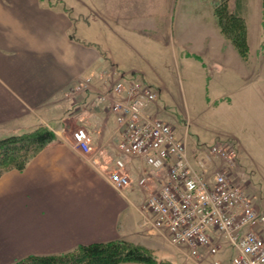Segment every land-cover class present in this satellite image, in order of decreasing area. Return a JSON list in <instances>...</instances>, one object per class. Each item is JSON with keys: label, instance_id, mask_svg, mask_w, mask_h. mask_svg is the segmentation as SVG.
I'll return each mask as SVG.
<instances>
[{"label": "crops", "instance_id": "crops-1", "mask_svg": "<svg viewBox=\"0 0 264 264\" xmlns=\"http://www.w3.org/2000/svg\"><path fill=\"white\" fill-rule=\"evenodd\" d=\"M55 2L0 0V139L37 126L55 135L23 170L0 176V264L117 239L156 250L143 242L156 236L141 227L139 207L166 172L153 175L147 188L138 186L148 168L141 158L118 153L121 130L98 93L110 80L128 83L143 76L134 62L141 52L164 47L174 53L179 32L173 3L105 0L102 7L82 3L85 14ZM241 5L237 12L244 19ZM86 78L88 88L72 94ZM146 112L161 117L157 109ZM68 123L85 129L93 147L124 161L129 183L122 191L73 148L63 133ZM209 258L203 256L201 262Z\"/></svg>", "mask_w": 264, "mask_h": 264}, {"label": "rangeland", "instance_id": "rangeland-1", "mask_svg": "<svg viewBox=\"0 0 264 264\" xmlns=\"http://www.w3.org/2000/svg\"><path fill=\"white\" fill-rule=\"evenodd\" d=\"M55 1L59 8L67 3L88 14L82 3L102 7L105 0ZM165 1L168 0H162V6ZM240 1L246 26L244 53L220 32L213 13L214 6L220 3L229 12L238 10ZM170 3L176 18L174 27L179 32L177 47L174 53L164 47L150 54L141 52L142 58H135L134 62L143 76L137 74L132 80L156 94V106L149 107L161 111L159 119L178 127L173 126L175 135L185 137L182 140L187 152H193L195 160L197 155L209 166L208 173L226 166L209 154L213 145L234 150L236 155L229 166L228 178L264 213V0H171ZM78 128L82 127L68 123L63 133L72 139ZM143 242L156 248L149 249L158 260L156 264H213L214 260L229 264L234 254L221 240V249L202 263L184 256L183 250L169 245L161 236L145 237Z\"/></svg>", "mask_w": 264, "mask_h": 264}, {"label": "built area", "instance_id": "built-area-1", "mask_svg": "<svg viewBox=\"0 0 264 264\" xmlns=\"http://www.w3.org/2000/svg\"><path fill=\"white\" fill-rule=\"evenodd\" d=\"M89 85L86 78L74 91ZM155 100L149 87L135 81L117 80L98 93V101L114 114L121 130L116 150L123 156L141 158L148 168L138 178V186L147 188L153 175L166 172L139 207L141 227L147 234L165 238L193 261L213 257L224 240L234 251L229 264H264V214L228 178L234 150L213 145L209 154L226 166L211 173L197 156L192 163L185 141L176 137L168 123L146 112ZM72 146L114 189L120 192L128 185L124 161L103 147H93L86 130L78 128L72 133ZM213 264L220 262L214 260Z\"/></svg>", "mask_w": 264, "mask_h": 264}, {"label": "trees", "instance_id": "trees-1", "mask_svg": "<svg viewBox=\"0 0 264 264\" xmlns=\"http://www.w3.org/2000/svg\"><path fill=\"white\" fill-rule=\"evenodd\" d=\"M237 11V9L232 12L227 11L222 3L214 6V15L220 26V32L234 44L239 52L244 53L246 26L244 19ZM54 140V133L43 126L0 139V176L9 170H23L42 148ZM157 261L156 256L148 248L117 239L79 245L60 254L30 255L13 264H156Z\"/></svg>", "mask_w": 264, "mask_h": 264}]
</instances>
